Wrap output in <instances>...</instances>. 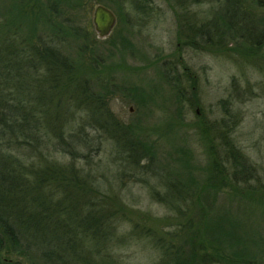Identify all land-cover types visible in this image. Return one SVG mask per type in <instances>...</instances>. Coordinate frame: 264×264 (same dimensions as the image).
<instances>
[{
	"label": "rangeland",
	"instance_id": "1",
	"mask_svg": "<svg viewBox=\"0 0 264 264\" xmlns=\"http://www.w3.org/2000/svg\"><path fill=\"white\" fill-rule=\"evenodd\" d=\"M239 3L0 0V264H264V0Z\"/></svg>",
	"mask_w": 264,
	"mask_h": 264
},
{
	"label": "trees",
	"instance_id": "2",
	"mask_svg": "<svg viewBox=\"0 0 264 264\" xmlns=\"http://www.w3.org/2000/svg\"><path fill=\"white\" fill-rule=\"evenodd\" d=\"M230 2V1H229ZM235 7H236V9L234 10V12L236 11V10H238L240 13H242V18H238L239 20H242L243 19V17H244V13H246V11L245 10H243V9H241V4L239 3V0H235ZM232 11H233V9L232 8H229V9H227V13H224V15H225V21H226V23L228 24V26L231 28V29H235V27H234V25L236 24V19H235V17L237 16V13H232ZM239 14V13H238ZM239 16H240V14H239ZM237 18V17H236ZM235 31V30H234ZM49 53H50V51H47V54L49 55ZM8 54H5L3 51H2V49H0V63H2V62H4L5 61V59H7V58H9V61H8V64L10 65V69L14 72V74H18L17 76H20V77H23L24 76V74L22 73L21 75L19 74L20 72V70H19V68H16V64L19 66L20 64L19 63H22L21 61H19L18 59H16V60H14L13 58L11 59L10 57H8L7 56ZM5 67H6V65H5ZM2 77H3V75H2ZM0 78H1V76H0ZM20 79V78H19ZM45 81V80H44ZM20 82H22L23 83V85H22V89L23 90H27V87H26V81H24V79L23 78H21V81ZM34 86V85H33ZM43 86V85H42ZM42 86H40V85H38L37 87L36 86H34L33 88H38V87H40V88H42ZM43 88H45V87H43ZM90 94V93H89ZM4 95H3V93H0V121H2L3 123H5L6 121L3 119L2 120V118H4V117H9V116H11V114L13 113V111L15 110V109H17V106H16V104L14 105L13 103H11V101L13 100V99H5L4 100V98L2 99V97H3ZM89 96H91V95H89ZM95 105V104H94ZM11 107H16L15 109H12ZM25 112H24V116H23V119H26V116H25ZM104 117V116H103ZM103 117H101V118H103ZM13 120H15V119H13ZM0 124H2V123H0ZM22 133H24V131H21ZM1 163L3 164V168H7V165L5 164V161L4 160H2L1 161ZM5 164V165H4ZM235 165H236V168H237V170H238V174L239 173H242V172H244V171H242V169H244L245 170V167H244V165H241L242 167L240 168L239 167V165L238 164H236L235 163ZM6 166V167H5ZM3 168H1V170H0V172H1V174H2V169ZM212 170V169H211ZM4 172H6V173H8V174H6V173H4V174H6V175H4V177H5V179H7L8 180V182H5V181H3V180H1L0 179V190L2 191V193H0V194H2L3 196H7V195H5V193H7V194H9V196L10 197H12V198H14V200L15 201H18V198H16V197H20V196H22V194L24 193V191L22 190V188H21V185H22V182L20 181V180H18V179H13V177L12 176H10V175H14L12 172H9V168L8 169H6V171H4ZM10 174V175H9ZM208 176L210 175V177L211 178H215L214 177V175H217V173H213V174H211V172H210V174H207ZM234 175H237V171L236 170H234ZM16 191H19L18 193L16 192ZM234 191H236V189L234 190ZM16 194V195H15ZM7 198V197H6ZM7 205V204H6ZM0 208H3V207H1L0 206ZM3 213L2 214H7L5 211H2ZM8 214H10V213H8ZM17 217H19V215L17 214ZM0 220H2L1 222V224H2V226H4V228H5V231L6 232H8V235H6L11 241H12V239H13V231H12V227H11V225L10 226H8L7 224H6V220H4L2 217H1V219ZM6 227H8V228H6ZM12 232V233H11ZM6 234V233H5ZM67 243V242H66ZM68 245H69V243H67ZM56 248V247H55ZM57 253V252H56Z\"/></svg>",
	"mask_w": 264,
	"mask_h": 264
},
{
	"label": "water",
	"instance_id": "3",
	"mask_svg": "<svg viewBox=\"0 0 264 264\" xmlns=\"http://www.w3.org/2000/svg\"><path fill=\"white\" fill-rule=\"evenodd\" d=\"M92 24L96 38L105 40L116 24V15L105 5L96 3L92 10Z\"/></svg>",
	"mask_w": 264,
	"mask_h": 264
}]
</instances>
